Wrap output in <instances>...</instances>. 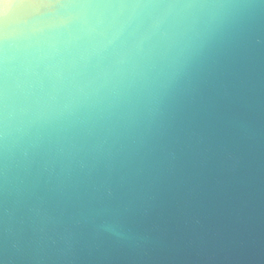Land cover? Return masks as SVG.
Returning a JSON list of instances; mask_svg holds the SVG:
<instances>
[{
	"label": "clouds",
	"instance_id": "9594fccd",
	"mask_svg": "<svg viewBox=\"0 0 264 264\" xmlns=\"http://www.w3.org/2000/svg\"><path fill=\"white\" fill-rule=\"evenodd\" d=\"M0 264H264V0H0Z\"/></svg>",
	"mask_w": 264,
	"mask_h": 264
},
{
	"label": "water",
	"instance_id": "95a60500",
	"mask_svg": "<svg viewBox=\"0 0 264 264\" xmlns=\"http://www.w3.org/2000/svg\"><path fill=\"white\" fill-rule=\"evenodd\" d=\"M261 221H262V218H261V217H259V216H257V217H256V221H255V222H256L257 224H259Z\"/></svg>",
	"mask_w": 264,
	"mask_h": 264
}]
</instances>
